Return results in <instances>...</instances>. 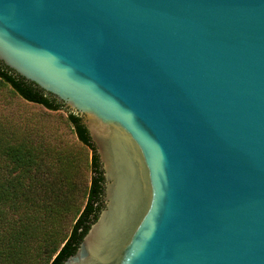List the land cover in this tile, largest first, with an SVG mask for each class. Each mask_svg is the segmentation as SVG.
I'll use <instances>...</instances> for the list:
<instances>
[{
    "label": "water",
    "instance_id": "95a60500",
    "mask_svg": "<svg viewBox=\"0 0 264 264\" xmlns=\"http://www.w3.org/2000/svg\"><path fill=\"white\" fill-rule=\"evenodd\" d=\"M0 61L100 163L61 264H264V0H0Z\"/></svg>",
    "mask_w": 264,
    "mask_h": 264
},
{
    "label": "trees",
    "instance_id": "16d2710c",
    "mask_svg": "<svg viewBox=\"0 0 264 264\" xmlns=\"http://www.w3.org/2000/svg\"><path fill=\"white\" fill-rule=\"evenodd\" d=\"M0 85L28 103L66 111L51 128L30 113L0 112V264H61L102 207L94 145L79 115L1 61ZM63 161L75 169L66 173Z\"/></svg>",
    "mask_w": 264,
    "mask_h": 264
},
{
    "label": "rangeland",
    "instance_id": "374dc122",
    "mask_svg": "<svg viewBox=\"0 0 264 264\" xmlns=\"http://www.w3.org/2000/svg\"><path fill=\"white\" fill-rule=\"evenodd\" d=\"M3 110V111H1ZM7 111L10 114L16 115V114H32L38 125L45 126V127H52L51 125H55L57 122L55 120L59 119L62 120L63 113L66 115L64 111H49L41 106L28 103L23 98H21L19 95H17L10 86L6 85H0V112L5 114ZM29 114V115H30ZM49 131H54L53 129H50ZM74 137L70 136V139L74 141ZM75 143V142H74ZM79 145V144H78ZM59 166L61 169L66 171V173L71 172L74 168V165H72L71 162L63 161L62 164L59 163Z\"/></svg>",
    "mask_w": 264,
    "mask_h": 264
}]
</instances>
